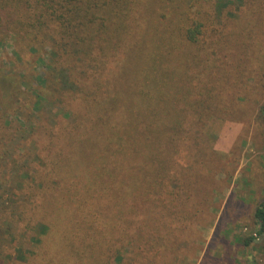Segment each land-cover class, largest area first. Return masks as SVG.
Listing matches in <instances>:
<instances>
[{"label": "trees", "instance_id": "obj_1", "mask_svg": "<svg viewBox=\"0 0 264 264\" xmlns=\"http://www.w3.org/2000/svg\"><path fill=\"white\" fill-rule=\"evenodd\" d=\"M239 1L241 8L235 21L247 35L230 42L213 36L200 17L201 8L194 10L195 2L178 16L180 5L174 6L175 20L163 15L157 22L152 14L143 15L141 0H0V29L3 19L10 17V29L22 39L31 40L32 49L38 52L50 46V71L58 74L55 78L62 89L69 96L82 91L83 100L95 107L96 116H104L102 131L100 127L91 128L98 131L95 133L100 131V136L104 133V148L89 140L85 143L92 146L83 151L85 155L77 151V155H63L61 148L57 151L59 164L49 169L51 179L66 177L69 187L70 172L60 171V166L81 169L75 162L78 156L84 168L87 164L88 174L97 180L92 186L87 183L85 198L80 195L69 199L61 208L75 207L81 214L87 206L91 216L78 217L76 227L83 218L82 227L91 232L97 231L99 219L104 217V264L118 253L116 243L136 240L137 232L148 227V214L154 206L150 194L156 192L151 181L161 179L160 186L163 180L166 185L173 181L172 188L189 195L198 189V176L190 173L194 163L185 172L188 168L183 167L182 160L190 157L198 164L202 157L203 164L207 163L204 158L210 157L207 153L212 145L200 139L207 118L218 115L231 120L239 116L247 96L259 91L258 77L264 73V34L256 32L264 27V0ZM250 18L252 21L246 23ZM249 45L261 53L249 55ZM70 76L75 83L71 84ZM251 78L252 87L248 84ZM5 81L12 80L2 78L0 86ZM258 120L264 123V104L259 107ZM122 121L131 128L126 137L118 127ZM66 145L70 146L69 139ZM158 158L163 161L161 165ZM153 164L159 165L162 173H157L159 167L154 169ZM172 167L181 168L177 178L176 172L175 178L172 176L175 180L170 176ZM99 183L104 197L88 203ZM2 197L0 235L6 227L12 234L18 198L14 194V200ZM7 214L13 220L6 219ZM144 214L148 219L135 216ZM255 218L260 224L259 234H263L264 201L257 206ZM39 226L43 232L49 229L45 222ZM10 237L15 240L13 234ZM158 237L161 240L164 235ZM252 241L255 237L245 245ZM16 250L19 255L25 254V250Z\"/></svg>", "mask_w": 264, "mask_h": 264}, {"label": "rangeland", "instance_id": "obj_2", "mask_svg": "<svg viewBox=\"0 0 264 264\" xmlns=\"http://www.w3.org/2000/svg\"><path fill=\"white\" fill-rule=\"evenodd\" d=\"M141 1L143 15L152 14L157 22L163 15L175 20L174 6L180 5L178 16L195 2L194 10L201 8L200 17L213 36L235 42L246 34L235 21L241 8L239 0ZM9 20L5 17L0 29V80H12L0 86V195L4 200H14L13 194L18 198V215L11 229L15 240L7 227L0 235V264H104V217L99 219L97 231L91 232L82 227L83 218L76 227L78 217L91 216L87 206L81 214L75 207L61 208L69 199L85 198V186L97 180L78 156L75 162L81 169L60 166V171L70 172L71 186L66 177L54 180L49 174V169L59 164L57 151L61 148L63 155L76 151L85 155L83 151L92 145L104 148V133L99 134L104 129V116H96L95 107L83 100L82 91L69 96L62 89L55 78L58 74L50 71L52 48L32 49L31 40L13 33ZM263 28L256 34H264ZM252 48L249 45L246 53H261ZM69 79L75 83L72 76ZM248 82L254 86L252 78ZM259 82V91H251L239 116L231 120L207 116L200 133L203 144L212 145L207 153L210 157L204 158L207 163L203 164L202 157L198 164L190 157L182 160L183 167L188 168L185 172L194 163L190 173L198 176V189L192 190L193 195L172 188L173 181L166 185L163 180L161 186V179L151 181L156 192L150 194L154 204L148 214L150 220L146 214L135 215L138 220L148 219V227L137 232L136 240L116 243L119 251L107 264H264V233L259 234L260 224L255 218L257 206L264 201V123L258 120L259 107L264 104V73ZM138 122L133 124L138 126ZM96 127H100L99 133L91 129ZM118 127L124 137L131 129L124 121ZM14 141H18L16 145ZM158 161L160 165L163 162ZM172 168L170 176L175 178L176 172L177 178L181 168ZM157 173H162L160 167ZM82 185L83 189L77 190ZM97 197H104L100 183L88 203ZM170 207L173 209L168 211ZM176 208L186 211L179 213ZM11 214L5 218L13 220ZM42 222L49 226L45 232L39 226ZM158 234L164 237L160 240ZM251 237L255 241L245 245ZM16 247L25 254L19 255Z\"/></svg>", "mask_w": 264, "mask_h": 264}]
</instances>
